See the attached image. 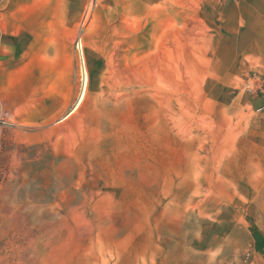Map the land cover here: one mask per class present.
Segmentation results:
<instances>
[{"label": "rangeland", "instance_id": "1", "mask_svg": "<svg viewBox=\"0 0 264 264\" xmlns=\"http://www.w3.org/2000/svg\"><path fill=\"white\" fill-rule=\"evenodd\" d=\"M0 264H264V0H0Z\"/></svg>", "mask_w": 264, "mask_h": 264}, {"label": "bare ground", "instance_id": "2", "mask_svg": "<svg viewBox=\"0 0 264 264\" xmlns=\"http://www.w3.org/2000/svg\"><path fill=\"white\" fill-rule=\"evenodd\" d=\"M85 85H86V83H85ZM85 85H84V86H85ZM83 96H84V93L81 95V98H80V99H82ZM82 100H83V99H82ZM82 100H81V101H82ZM79 102H80V101H79ZM75 108H76V107H74V109H75ZM74 109H73V110H74ZM71 111H72V110H71ZM71 111H70V112H71ZM66 116H67V115H65V117H66Z\"/></svg>", "mask_w": 264, "mask_h": 264}]
</instances>
